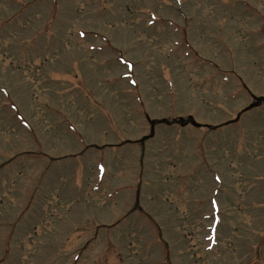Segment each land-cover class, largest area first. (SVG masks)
<instances>
[{
    "label": "rangeland",
    "instance_id": "obj_1",
    "mask_svg": "<svg viewBox=\"0 0 264 264\" xmlns=\"http://www.w3.org/2000/svg\"><path fill=\"white\" fill-rule=\"evenodd\" d=\"M0 264H264V0H0Z\"/></svg>",
    "mask_w": 264,
    "mask_h": 264
}]
</instances>
